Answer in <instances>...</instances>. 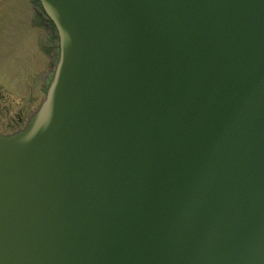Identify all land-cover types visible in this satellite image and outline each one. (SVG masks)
Listing matches in <instances>:
<instances>
[{"label": "water", "instance_id": "95a60500", "mask_svg": "<svg viewBox=\"0 0 264 264\" xmlns=\"http://www.w3.org/2000/svg\"><path fill=\"white\" fill-rule=\"evenodd\" d=\"M45 99L0 132V264H264V0H41Z\"/></svg>", "mask_w": 264, "mask_h": 264}, {"label": "rangeland", "instance_id": "374dc122", "mask_svg": "<svg viewBox=\"0 0 264 264\" xmlns=\"http://www.w3.org/2000/svg\"><path fill=\"white\" fill-rule=\"evenodd\" d=\"M44 27L29 0H0V130L22 122L40 101L41 76L50 69ZM39 69L28 89L29 74Z\"/></svg>", "mask_w": 264, "mask_h": 264}, {"label": "flooded vegetation", "instance_id": "af4514ba", "mask_svg": "<svg viewBox=\"0 0 264 264\" xmlns=\"http://www.w3.org/2000/svg\"><path fill=\"white\" fill-rule=\"evenodd\" d=\"M51 68H52V66H51ZM51 68H50V70H51ZM50 74H51L50 71H49V72H44L43 77H42V81H43V82H42V84H41V89H42L43 86H44V81H47V80H48ZM44 79H45V80H44ZM20 124H21V122H17V123H16V126H14L12 129L18 127Z\"/></svg>", "mask_w": 264, "mask_h": 264}]
</instances>
